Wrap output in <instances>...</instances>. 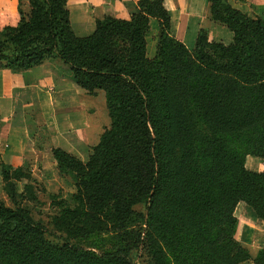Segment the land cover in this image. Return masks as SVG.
<instances>
[{
	"label": "trees",
	"instance_id": "16d2710c",
	"mask_svg": "<svg viewBox=\"0 0 264 264\" xmlns=\"http://www.w3.org/2000/svg\"><path fill=\"white\" fill-rule=\"evenodd\" d=\"M28 2L29 14L19 6L18 24L0 29V68L28 70L49 57L60 58L80 87L105 93L110 119L87 161L61 147L52 148L60 174L77 175L71 202L50 194L58 207L50 224L62 236V248L75 250L74 240L106 223L115 230L124 228L134 206L157 194L161 182L153 120L155 88L160 87L167 91L163 95L168 98V119L177 126L166 221L182 223L180 229L196 239L214 264L247 260L260 264L249 256V247L235 238L234 212L244 201L264 220V170L248 169L229 136L255 132L250 151L264 159V18L249 15L229 0H208L209 20L225 25L234 35L233 42H210L201 31L193 52L181 44L184 70L179 74L193 78L196 87L181 84L177 89V79L165 76L164 69V44L166 39L173 41L165 0H138L139 10L130 19L97 18L95 30L85 36L73 29L68 0ZM152 17L161 29L158 53L149 58L147 33ZM181 101L195 105L182 110ZM197 116L207 126L200 142L191 128ZM1 174L12 206L0 199V249L50 258L60 247L29 207L39 201L38 192L45 186L23 166L2 163ZM241 251L247 254L240 257Z\"/></svg>",
	"mask_w": 264,
	"mask_h": 264
},
{
	"label": "rangeland",
	"instance_id": "374dc122",
	"mask_svg": "<svg viewBox=\"0 0 264 264\" xmlns=\"http://www.w3.org/2000/svg\"><path fill=\"white\" fill-rule=\"evenodd\" d=\"M203 1L202 15L198 20L197 27L192 20L190 25L188 24L187 14L181 11V8H177L175 15L171 16L170 33L173 41L170 42L166 39L163 57L164 69L166 70L165 76H170L171 79H177V89H181V84H189L192 87H196L193 78L179 74L180 71L184 70L181 67L182 59L180 56L183 55V47L181 44H185L183 37L189 29L188 43L193 41L195 31L196 40L202 31V34L205 32L210 42H224L226 44L233 42L234 35L225 25L217 24L209 20L208 0ZM229 1L235 7L249 15L257 14L264 18V0ZM24 2L26 3L27 1ZM25 3L22 1L19 6L25 14H29L31 9L28 3H26L28 7H23ZM182 3L183 1L180 2V4ZM5 26L7 25L0 23V29H3ZM160 29L158 19L152 17L150 19V30L147 33V55L149 58H154L158 53L157 43L159 42ZM195 44L196 41L194 46L188 47L190 52H193ZM174 50L177 51L178 59H176ZM210 52H213V49H210ZM155 89L154 106L156 107V113L153 120V131L157 139L161 182L157 194L150 200L140 202L134 206L133 213L124 228L115 230L110 228L111 225L107 226L106 223L100 228L93 230L87 236L74 240L73 246L76 247L75 250L64 249L61 246L64 241L62 236L54 231L50 224L51 217L58 211V207L52 204L53 201L50 194L54 193L59 195L57 198L62 197L71 202L72 197H70V194L76 192V182L74 183L72 181L69 174L63 177L56 170L51 176L56 190H49L45 187V191L38 192L39 201L31 202L29 207L35 213V217L47 225L48 237L55 244L59 245L60 250L52 251L50 254L53 255L50 259L46 256L37 258H32L26 254L20 256L18 250L1 248V264H214L199 249V244L196 242V239L191 234H186L184 230L180 229L182 223L171 225L169 224L170 219L166 221V218H168L166 213L170 209L169 202L171 196V181L169 177L173 172L175 174L174 169L172 166H169V163L173 158V148L177 147V126L172 124L171 120L168 119V98L163 95L167 94V91L163 92L164 90H161L160 87ZM90 94L95 97V107L93 111L91 110V113H94L96 116L94 120L95 125L91 128L89 155L91 147L99 143L102 134L110 125L107 108L103 104L105 93L103 91H96ZM180 104L182 110L187 108L191 109L195 105H188V102L182 101ZM195 126L191 128L197 132L196 137L200 139L198 141L200 142L203 140V135L207 133V126L203 124V121L198 116ZM200 134L203 135L200 136ZM261 136V138H264V133ZM253 137H255V132L253 131L244 135L241 133H232L229 136V143L233 148H236V151L240 155L244 156L245 166L248 169L262 171L264 170V159L252 155L250 151L249 144ZM35 177L45 186V183L39 177ZM64 180L66 181L64 182ZM69 180H71V183L67 182ZM175 184L177 183L175 182ZM0 199L7 205L12 206L4 190L2 174H0ZM234 214L238 216V225L236 228V230L238 229L236 234L237 238L246 242L244 245L249 247V256L259 259L260 264H264V254L259 253V250H264V220L256 218L251 207L244 201H240L237 204ZM161 220H164V223H161ZM166 227H171L173 231L167 230ZM246 254L245 251H241L240 257ZM239 264H255V262L253 260H247Z\"/></svg>",
	"mask_w": 264,
	"mask_h": 264
},
{
	"label": "crops",
	"instance_id": "0c3cea01",
	"mask_svg": "<svg viewBox=\"0 0 264 264\" xmlns=\"http://www.w3.org/2000/svg\"><path fill=\"white\" fill-rule=\"evenodd\" d=\"M20 1L29 4L28 0ZM203 3L165 0L171 16L181 8L188 24L192 20L196 27ZM68 8L74 31L85 36L95 30L97 18L113 15L130 19L139 5L138 0H68ZM19 20V0H0V23L17 25ZM189 34L190 29L183 37L187 47L196 41V31L191 43ZM103 104L107 108L105 97ZM94 107L95 97L77 84L70 67L60 58L49 57L28 70L0 68V169L2 163L27 167L45 187L56 190L51 176L59 169L52 148L61 147L87 161ZM69 177L76 182V173L70 172ZM237 232L235 238L246 243L237 238Z\"/></svg>",
	"mask_w": 264,
	"mask_h": 264
}]
</instances>
